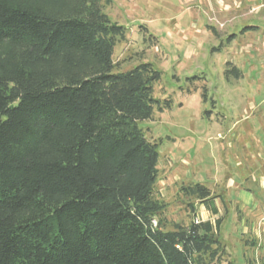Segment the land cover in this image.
Returning <instances> with one entry per match:
<instances>
[{
    "label": "trees",
    "instance_id": "obj_1",
    "mask_svg": "<svg viewBox=\"0 0 264 264\" xmlns=\"http://www.w3.org/2000/svg\"><path fill=\"white\" fill-rule=\"evenodd\" d=\"M101 2L0 0V264H219L208 187L181 192L215 221L167 229L141 123L170 101L151 64L114 71L125 29Z\"/></svg>",
    "mask_w": 264,
    "mask_h": 264
},
{
    "label": "rangeland",
    "instance_id": "obj_2",
    "mask_svg": "<svg viewBox=\"0 0 264 264\" xmlns=\"http://www.w3.org/2000/svg\"><path fill=\"white\" fill-rule=\"evenodd\" d=\"M101 3L125 29L114 71L151 64L161 74L153 97L170 101L141 123L158 144L155 197L166 205L167 229L215 221L181 192L203 184L222 218L219 264H264V0ZM233 67L240 78L226 79Z\"/></svg>",
    "mask_w": 264,
    "mask_h": 264
},
{
    "label": "crops",
    "instance_id": "obj_3",
    "mask_svg": "<svg viewBox=\"0 0 264 264\" xmlns=\"http://www.w3.org/2000/svg\"><path fill=\"white\" fill-rule=\"evenodd\" d=\"M202 206V205H201ZM215 206H216V203H215ZM202 208H203V210H205L207 213H209L203 206H202ZM216 208H217V206H216ZM217 210H218V208H217ZM209 215L211 216V217H214L211 213H209ZM218 215H219V210H218Z\"/></svg>",
    "mask_w": 264,
    "mask_h": 264
},
{
    "label": "built area",
    "instance_id": "obj_4",
    "mask_svg": "<svg viewBox=\"0 0 264 264\" xmlns=\"http://www.w3.org/2000/svg\"><path fill=\"white\" fill-rule=\"evenodd\" d=\"M194 223H199V221L195 220Z\"/></svg>",
    "mask_w": 264,
    "mask_h": 264
},
{
    "label": "water",
    "instance_id": "obj_5",
    "mask_svg": "<svg viewBox=\"0 0 264 264\" xmlns=\"http://www.w3.org/2000/svg\"><path fill=\"white\" fill-rule=\"evenodd\" d=\"M216 240V239H215Z\"/></svg>",
    "mask_w": 264,
    "mask_h": 264
}]
</instances>
